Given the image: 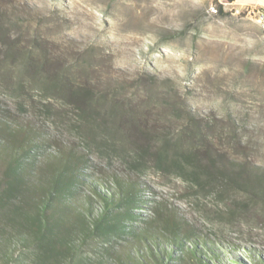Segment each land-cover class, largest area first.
Instances as JSON below:
<instances>
[{
	"label": "trees",
	"instance_id": "16d2710c",
	"mask_svg": "<svg viewBox=\"0 0 264 264\" xmlns=\"http://www.w3.org/2000/svg\"><path fill=\"white\" fill-rule=\"evenodd\" d=\"M21 58L15 71L37 93L21 83L0 93V264H220L218 245L165 201L138 212L141 177L148 169L171 172L222 202L241 191L264 203V169L218 164V155L197 145L189 113L190 125L171 138L145 108L103 94L98 81L73 80V67L44 51ZM49 91L55 94L41 95Z\"/></svg>",
	"mask_w": 264,
	"mask_h": 264
},
{
	"label": "rangeland",
	"instance_id": "374dc122",
	"mask_svg": "<svg viewBox=\"0 0 264 264\" xmlns=\"http://www.w3.org/2000/svg\"><path fill=\"white\" fill-rule=\"evenodd\" d=\"M213 3L0 0V65L7 66L0 74L9 70L0 76V93L6 86L14 92L21 83L36 95L37 87L15 70L23 52L37 57L44 51L72 66L73 80L98 81L103 94L145 108L143 115L158 118L160 128L174 133L171 138L179 126L190 125L191 114L197 145L218 155V164L264 169V28L235 15L231 5L222 6L226 15L219 16L210 10ZM6 54L14 57L4 60ZM171 102L180 109L169 110ZM51 109L57 112L56 106ZM141 178V214H149L154 200L165 201L218 245L220 264L264 258L263 202L249 201L241 191L226 193L222 202L171 172L148 169Z\"/></svg>",
	"mask_w": 264,
	"mask_h": 264
},
{
	"label": "built area",
	"instance_id": "2783aa9c",
	"mask_svg": "<svg viewBox=\"0 0 264 264\" xmlns=\"http://www.w3.org/2000/svg\"><path fill=\"white\" fill-rule=\"evenodd\" d=\"M212 2L215 1V3L211 4L210 6V10L213 13H216L217 11V4H220L221 6H226V5H231V3H225L223 1H217V0H211ZM231 10L234 12L235 15H244L246 17H250L256 20V22H258L261 27L264 28V11L255 7V6H247L245 8H233L231 7Z\"/></svg>",
	"mask_w": 264,
	"mask_h": 264
},
{
	"label": "crops",
	"instance_id": "0c3cea01",
	"mask_svg": "<svg viewBox=\"0 0 264 264\" xmlns=\"http://www.w3.org/2000/svg\"><path fill=\"white\" fill-rule=\"evenodd\" d=\"M223 1V0H217ZM231 6L233 8H245L247 6H255L264 11V0H233L231 2Z\"/></svg>",
	"mask_w": 264,
	"mask_h": 264
}]
</instances>
